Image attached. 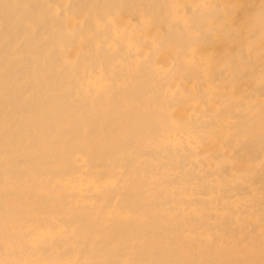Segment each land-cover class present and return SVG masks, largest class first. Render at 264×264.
<instances>
[{"label": "bare ground", "instance_id": "1", "mask_svg": "<svg viewBox=\"0 0 264 264\" xmlns=\"http://www.w3.org/2000/svg\"><path fill=\"white\" fill-rule=\"evenodd\" d=\"M0 264H264V0H0Z\"/></svg>", "mask_w": 264, "mask_h": 264}, {"label": "rangeland", "instance_id": "2", "mask_svg": "<svg viewBox=\"0 0 264 264\" xmlns=\"http://www.w3.org/2000/svg\"><path fill=\"white\" fill-rule=\"evenodd\" d=\"M230 172H231V170H230Z\"/></svg>", "mask_w": 264, "mask_h": 264}]
</instances>
